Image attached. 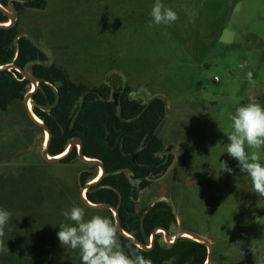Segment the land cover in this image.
<instances>
[{
	"label": "rangeland",
	"instance_id": "rangeland-1",
	"mask_svg": "<svg viewBox=\"0 0 264 264\" xmlns=\"http://www.w3.org/2000/svg\"><path fill=\"white\" fill-rule=\"evenodd\" d=\"M161 2L179 16L170 26L151 22L155 0H47L44 11L18 12V26L75 82L167 100L159 137L175 161L141 191L138 213L168 201L179 222L172 234L181 226L211 240L212 264H264V198L225 152L235 109L249 97L264 106V0ZM46 136L24 100L0 111V207L13 213L0 264H80L57 238L61 210L73 204L115 221L82 203L81 161L44 160ZM248 151L264 164V146Z\"/></svg>",
	"mask_w": 264,
	"mask_h": 264
},
{
	"label": "trees",
	"instance_id": "trees-1",
	"mask_svg": "<svg viewBox=\"0 0 264 264\" xmlns=\"http://www.w3.org/2000/svg\"><path fill=\"white\" fill-rule=\"evenodd\" d=\"M0 5L17 12L44 11L47 0H0ZM8 22L9 18L0 10V24ZM10 64L28 70L39 82L31 102L34 113L51 131L50 156L63 154L73 139L81 138L84 155L104 164L105 176L86 193L91 203L118 208L124 231L146 245L156 229L171 231L177 227L176 213L167 201L137 212L141 191L166 175L174 163L171 149L159 137V126L167 118L163 100H152L153 97L144 102L134 99L129 87L120 90L110 83L89 87L73 81L64 67H50L49 56L31 36L19 30L18 22L14 27L0 29V67ZM31 89V83L18 71L0 72V111L7 112L15 102L23 101ZM114 90L119 92L117 104ZM78 160L75 147L57 163ZM83 165L79 175L81 188L94 181L100 171L98 166ZM124 169L132 174L121 173ZM118 192L123 198L121 206ZM161 238L157 234L153 249L141 250L139 254L153 264H205L208 250L204 245L181 238L168 247ZM120 240L126 251L129 245L136 248L128 239L120 236Z\"/></svg>",
	"mask_w": 264,
	"mask_h": 264
},
{
	"label": "clouds",
	"instance_id": "clouds-1",
	"mask_svg": "<svg viewBox=\"0 0 264 264\" xmlns=\"http://www.w3.org/2000/svg\"><path fill=\"white\" fill-rule=\"evenodd\" d=\"M155 25H171L179 19L176 11L155 0L149 13ZM247 80L254 84L253 73H247ZM232 131L227 134L226 153L237 160L240 172L251 179L253 192L264 198V164L255 153L248 149L264 146V106L255 97H249L247 104L238 106L230 117ZM221 171L233 173L227 162H219ZM64 220L59 225L57 238L60 245L78 254L80 264H153L139 254L141 249L131 245L125 250L120 240L117 223L104 214H93L86 218L84 207L73 204L61 210ZM13 213L0 207V254H9L4 237L5 229L12 220ZM11 231V229H9Z\"/></svg>",
	"mask_w": 264,
	"mask_h": 264
},
{
	"label": "water",
	"instance_id": "water-1",
	"mask_svg": "<svg viewBox=\"0 0 264 264\" xmlns=\"http://www.w3.org/2000/svg\"><path fill=\"white\" fill-rule=\"evenodd\" d=\"M0 10L9 18V22L8 23L0 24V29L14 27L17 24V22H18V12L16 10H14V9L7 10V9L3 8L1 5H0ZM26 35L30 36L27 33H26ZM52 65H53V61H51L50 67ZM11 70L18 71L19 73H21L24 76V79L28 80L31 83L32 89H31L30 92L26 93L25 98H24V103H25V106L27 108L28 115H29L30 119L32 120V122L34 124H36L38 127L42 128L44 133L46 135H48V140L44 144L43 151H42V157L44 158V160H46L47 162H51V163L60 162L61 160L66 158L75 147H78V159H79V161H81L84 164H91V165L98 166L100 168L99 176L94 181L86 184L85 186H83L81 188V191H80L81 200L83 201V203L87 207H89L91 209H96V210H110L112 213H114L115 221H116V223H117V225L119 226V229H120V236H122V237L128 239L129 241H131L136 247L139 246V248L141 250H143V251L148 252V251L153 249V247L155 246L157 233H159L160 230H163L164 236H165V240H164L163 244H165L168 247H172L179 239H181V238H190V239H192V240L204 245L207 248L208 257H207V260H206L205 264H212V262H213V249L214 248H213V242L211 240H209V239H207L205 237L199 236V235H197L195 233H192V232H190V231H188V230H186L184 228H179V230L175 233L174 237L172 238L170 236L168 230L162 229V228H158L152 234L151 244L150 245H146V244H143L142 242H140L139 240H137L136 238L132 237L131 235H129L128 233H126L124 231L118 208H116V207H114L112 205H108V204H93V203H91L88 200L86 193L91 187H93V186L97 185L98 183H100V181L105 176L106 170H105L104 164L101 161H99V160L90 159V158H87L84 155V152H83V140L81 138L73 139L70 142L68 148L66 149V151L63 154H61L59 156H50V154H49V146H50V141H51V136H52L51 135V131H50L49 127L39 117H37V115L34 113V105L31 104L32 95L38 90L39 82L36 80L35 77H33V75L28 70L20 69L15 64H10V65H6V66H1L0 67V72H2V71H11ZM116 99H117V97H116ZM154 99L163 100V102L165 104V107H166V116L168 117L169 109H168L167 100L163 96H159V95L155 96L152 100H154ZM30 104H31V107H30ZM116 104H117V100H116ZM165 121L159 126V131L162 129ZM121 173H124L126 176H130L132 174L131 171L128 170V169L121 170ZM134 184H135L136 187H138V185H139L138 182H135ZM118 194H119V206H121L122 202H123V198H122L121 193L118 192Z\"/></svg>",
	"mask_w": 264,
	"mask_h": 264
},
{
	"label": "flooded vegetation",
	"instance_id": "flooded-vegetation-1",
	"mask_svg": "<svg viewBox=\"0 0 264 264\" xmlns=\"http://www.w3.org/2000/svg\"><path fill=\"white\" fill-rule=\"evenodd\" d=\"M116 97H117V99H116ZM115 99L118 100V94H114V100H115ZM116 100H115V103H116ZM117 103H118V101H117ZM159 132H160V131H159ZM167 148H168V147H167ZM169 149H171V153H172V150H173L174 148H169ZM172 154H173V153H172ZM174 161H175V158H174ZM173 164H174V163H173ZM172 166H173V165H172ZM99 174H100V173H99ZM98 176H99V175H98ZM164 176H165V175H164ZM164 176H162V177H164ZM162 177H161V178H162ZM161 178H160V179H161ZM163 201H164V200H163ZM167 202H168V201H167ZM169 203H170V202H169ZM170 204H171V203H170ZM178 223H179V222H178ZM177 227H178V224H177ZM177 227H176L175 229H177ZM179 228H182V227L180 226ZM179 228H178V230H179ZM178 230H177V231H178ZM177 231H176V232H177ZM176 232H175V233H176ZM157 234H161L162 237H163L164 232H163V230H160L159 233H157ZM169 234H170V236H171L172 238H173L174 235H175V234H172V230L169 231ZM151 238H152V236L149 238V244H148V245L151 244ZM161 239H162V238H161ZM164 240H165V236H164ZM161 241H162V240H161ZM163 242H164V241H162V244H163Z\"/></svg>",
	"mask_w": 264,
	"mask_h": 264
},
{
	"label": "bare ground",
	"instance_id": "bare-ground-1",
	"mask_svg": "<svg viewBox=\"0 0 264 264\" xmlns=\"http://www.w3.org/2000/svg\"><path fill=\"white\" fill-rule=\"evenodd\" d=\"M30 107H31V104H30ZM48 140V135L46 136V141ZM46 141H45V143H46Z\"/></svg>",
	"mask_w": 264,
	"mask_h": 264
},
{
	"label": "built area",
	"instance_id": "built-area-1",
	"mask_svg": "<svg viewBox=\"0 0 264 264\" xmlns=\"http://www.w3.org/2000/svg\"><path fill=\"white\" fill-rule=\"evenodd\" d=\"M215 81H216V82H218V81H219V79L216 77V78H215Z\"/></svg>",
	"mask_w": 264,
	"mask_h": 264
}]
</instances>
